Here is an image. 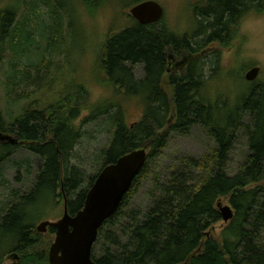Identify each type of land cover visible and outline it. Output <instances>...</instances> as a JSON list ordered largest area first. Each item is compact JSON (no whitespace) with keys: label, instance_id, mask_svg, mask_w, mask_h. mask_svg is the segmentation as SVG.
<instances>
[{"label":"trees","instance_id":"obj_1","mask_svg":"<svg viewBox=\"0 0 264 264\" xmlns=\"http://www.w3.org/2000/svg\"><path fill=\"white\" fill-rule=\"evenodd\" d=\"M83 1L88 5L98 0ZM25 5V15L19 13L21 5L0 11V82L7 99L28 102L6 128L0 120V132L19 141L18 146L0 142V264L10 255L18 257L11 264H49L56 231L50 228L43 239L35 226L37 214L62 198L75 216L102 169L139 149H146L148 161L119 211L99 230L92 251L96 264H264V84L251 82L235 102L227 94L213 96L205 92L207 62L198 57L210 44L230 40L246 15L264 13V0H198L192 6L195 27L187 33L174 32L163 20L142 24L130 16L133 23L110 37L100 56V72L113 97L89 103L83 89L76 88L44 108L40 93L48 80L47 55L62 47L74 22L61 0H29ZM40 40L45 43L44 54ZM31 43L38 45L41 56L36 63L25 59L34 55ZM7 52L15 56L3 82ZM170 57L187 60V65L168 74ZM209 64L216 66L214 71L219 69L214 59ZM139 65L144 67L142 79L133 72ZM120 97L124 101L117 100ZM133 99L140 102L143 113L128 125L124 109ZM90 125L109 133L111 141L93 156L94 172L88 176L82 165L74 163L73 152L86 137L84 127ZM198 126L214 148L200 159H180L166 182L152 173L156 194L151 207L142 218L132 214L121 232L123 241L113 229L132 196L151 177L152 162L172 134L189 136ZM240 136L247 155L231 173L230 157ZM20 148L40 159L35 182L25 193L12 187L4 171V164ZM24 163L26 167L14 164L19 173L30 172V164ZM222 200L228 201L234 218L215 238L209 234L222 221L218 208ZM102 241L113 249L104 248L98 255Z\"/></svg>","mask_w":264,"mask_h":264},{"label":"rangeland","instance_id":"obj_2","mask_svg":"<svg viewBox=\"0 0 264 264\" xmlns=\"http://www.w3.org/2000/svg\"><path fill=\"white\" fill-rule=\"evenodd\" d=\"M24 1L28 2L29 0ZM61 1L62 5H65L67 16L73 19L74 25H72V22L70 23L69 33L66 32L62 47H59L54 54L49 55L47 53L50 64L48 80L43 83V91L40 93V96L44 95L42 98L43 102L40 103L41 107L44 108L45 106L56 104L59 102L63 92L70 93L76 91V88L83 89L85 94L88 95L89 103L111 99L113 90L108 86L106 76L100 72V56L106 41L133 23L130 13L135 6L126 5L135 0H98L97 3L88 5L83 0ZM148 1H155L160 4L163 9L161 20L174 32L187 33L195 27L192 17V6L198 0ZM26 2L20 4L21 0H0V11L10 5H21L19 13L25 15ZM67 22L68 19L65 18L64 28L67 27ZM231 36V39H228L224 44L220 42L210 44L198 57H204L207 62H205V92L209 94L212 92L213 96L218 94L226 96L227 94L228 96L230 95V101L235 102L237 97L243 94L251 83L245 77L254 68H259L256 81L264 84V13L246 15ZM35 39L39 41V36ZM34 44L28 45L29 49L34 50V55L25 59L36 63L41 58L40 54L45 52V43L40 40V44L44 47L40 50V54L37 52L38 45L35 46ZM214 54L217 55V58ZM14 56L15 54L12 52L6 53L5 66L3 65L1 73L3 82L5 81L6 71L9 73V64L13 61ZM212 59L219 64L217 71L213 70L217 66L216 63V66L209 64ZM182 60L176 59L177 62ZM133 72L137 79L144 78L145 73L142 65L135 66ZM171 72H168V74H171ZM10 100L11 102L9 103ZM117 100L123 99L120 97ZM26 108H28L27 101L15 102L14 99H7L6 91L0 82V120L3 122L4 127L8 126L9 122L13 121ZM124 111L128 125H132L141 119L143 107L137 99L135 101L133 99L125 104ZM85 116L83 114L76 124L82 123V118H85ZM84 131L86 137L74 150L73 155L77 159L74 160V163L82 165L89 176L94 172L93 164H95V161H93V156L109 145L111 136L93 125L84 127ZM5 134L10 135L8 133ZM10 136L12 137L13 135ZM7 143L9 144V142ZM214 146L213 141L207 136L204 129L199 126L195 127L189 136L172 134L159 158L155 159L150 166L151 177L132 196L127 207L122 210L121 222L118 227L113 229V232L120 237L123 228L130 222L132 214H137L142 218L151 207L153 196L156 194L152 181L155 174L160 176L163 182H166L180 159H200L208 154ZM246 155L247 144L245 139L240 136L230 157L229 168L231 173L237 172ZM24 162L30 164V172H26L23 169L19 173L18 167H15L14 164L23 163V166L26 167ZM39 164L40 159L31 155L29 150L20 148L12 156L11 162L4 164L6 178L13 188L23 193L28 192L35 182ZM64 202L61 198L55 201L54 207H50L52 204L49 202L45 209L37 214V219H40L36 220L35 226L38 227L44 221H59L64 215ZM219 203H221L222 207L229 206L226 200H222ZM226 225L222 219L221 222L212 228L209 235L219 238ZM48 232L49 230L41 233L44 235L43 239H46ZM54 238L53 236L51 243H53ZM120 238L125 241L124 238ZM104 248L113 249L111 244L102 241L97 246V254H102ZM15 261L16 257L10 255L6 259L5 264H11Z\"/></svg>","mask_w":264,"mask_h":264},{"label":"water","instance_id":"obj_3","mask_svg":"<svg viewBox=\"0 0 264 264\" xmlns=\"http://www.w3.org/2000/svg\"><path fill=\"white\" fill-rule=\"evenodd\" d=\"M130 15L142 24H150L162 19L163 9L155 1H146L135 6ZM258 74L259 68H254L245 78L254 82ZM0 141L18 144L17 138L2 133ZM147 161L146 149L135 150L122 156L116 163L102 169L89 190L81 211L72 216L65 200L64 215L59 221H44L37 227L39 233H45L48 228L56 231L48 253L49 264H96L92 251L99 230L119 211ZM218 208L224 223L227 224L234 218V211L230 206L222 207L219 203Z\"/></svg>","mask_w":264,"mask_h":264},{"label":"flooded vegetation","instance_id":"obj_4","mask_svg":"<svg viewBox=\"0 0 264 264\" xmlns=\"http://www.w3.org/2000/svg\"><path fill=\"white\" fill-rule=\"evenodd\" d=\"M169 60L170 62H169L168 72L172 71L171 73L177 72L179 70H183L184 67L187 65V60H182L177 62L175 57H170ZM13 146H18V144Z\"/></svg>","mask_w":264,"mask_h":264}]
</instances>
